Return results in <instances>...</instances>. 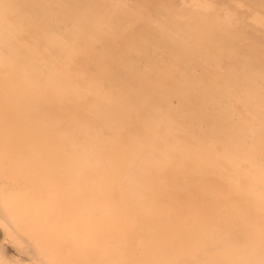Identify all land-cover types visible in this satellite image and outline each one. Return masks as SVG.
<instances>
[{"label": "bare ground", "instance_id": "obj_1", "mask_svg": "<svg viewBox=\"0 0 264 264\" xmlns=\"http://www.w3.org/2000/svg\"><path fill=\"white\" fill-rule=\"evenodd\" d=\"M0 264H264V0H0Z\"/></svg>", "mask_w": 264, "mask_h": 264}]
</instances>
